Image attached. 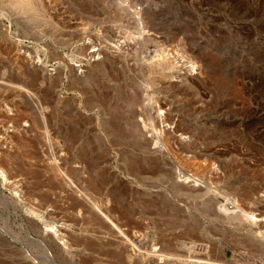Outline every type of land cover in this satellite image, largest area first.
Instances as JSON below:
<instances>
[{"label": "rangeland", "instance_id": "374dc122", "mask_svg": "<svg viewBox=\"0 0 264 264\" xmlns=\"http://www.w3.org/2000/svg\"><path fill=\"white\" fill-rule=\"evenodd\" d=\"M15 1L0 0V135L18 146L7 174L18 188L0 190V264H264L249 231L264 232V0H41L49 20ZM39 113L62 157L86 164H60L69 199L46 193L59 180L27 158L31 133H18ZM115 124L127 128L118 142ZM43 133L32 130L38 144ZM156 145L170 152L163 162ZM174 167L207 189L175 190ZM79 192L99 198L123 235L90 204L81 210ZM222 194L256 221L217 218ZM30 210H47L68 245L41 238Z\"/></svg>", "mask_w": 264, "mask_h": 264}, {"label": "bare ground", "instance_id": "6f19581e", "mask_svg": "<svg viewBox=\"0 0 264 264\" xmlns=\"http://www.w3.org/2000/svg\"><path fill=\"white\" fill-rule=\"evenodd\" d=\"M19 1L22 4H21V6L19 4V6H18L19 8H17L18 11H20V10L22 11L23 10L24 12H29V11H31L33 9H36V11L42 12L43 15H44V17L46 16V18L49 20V17H48V15L46 13V11H48V10H45V8L43 7V5H44L43 3H45V1L44 2L41 1V0H23L22 2H21V0H19ZM15 2L18 3V0L15 1ZM48 3H49V1H48ZM48 3H47V5L45 4L46 7L48 6ZM17 14H18V12H17ZM36 14H37V12H36ZM82 50L83 49L81 48L78 53H80V52L82 53L83 52ZM84 50H86V49H84ZM16 56H18V55H16ZM25 56L23 58H26V60H27V62L29 64L30 63V60L32 58H28L27 56L26 57ZM23 58H22V60H23ZM16 60H17V58H16ZM32 60H35V62L34 63L31 62L33 64L31 67L32 68L33 67L36 68V70L40 69L41 71H43V66H42L41 60L38 57H36V59L33 58ZM25 62L26 61L24 60V64H25ZM29 65H31V64H29ZM189 67L191 68V65ZM192 67H194V66H192ZM22 69H24V68H22ZM71 70L73 71L72 68L70 69V71ZM49 71H51V70H49ZM58 72H60V73H57V72L55 73V75H57V74L58 75H57L56 79H54V80L59 83L62 80L61 78H62L63 74H62V70L61 71H58ZM45 73H47V72H45ZM68 73H70V72L68 71ZM80 73H82L81 70H80ZM47 76H49V75H47ZM47 76H45L44 78L41 77V79L43 80ZM82 76L85 77V75H82ZM50 77H51V75H50ZM80 77H81V75H80ZM51 82H50V84H51ZM48 83L49 82H47V84ZM22 89H24V88L19 86V90H22ZM27 92H28V90H27ZM37 106L38 107H42V105L40 104L39 101H37ZM5 109H6L7 114H10V115L12 114L11 109H9V108H5ZM37 117H38V123L34 122V124H33V122H32L33 126L32 125L30 126V124H29V125H27V127H29L27 129H22V128L21 129L18 128L19 130L17 129L18 130V133H20V131H21L23 134H26V136H28L27 134H30L31 133L30 137H27L25 139V141H24L25 143L23 144V146L26 149V151H28L27 152V158L29 160H32V161H35V162H38V163H43V161H44L45 162V164H44L45 166L43 167V171L42 172L44 174H46V175L48 174L53 179L59 180V182H57V183L60 185V187H59L60 188V192H56L57 190H55V191L52 192V191H47L45 189L44 191L45 192L47 191L46 193L51 194L53 196V198H57L59 200L61 198H59L58 194H61L62 195V198H65V199L68 198L69 199V196H71V194L66 189L73 188L74 187V183L72 182L71 178L68 176L67 172L64 171V169L61 167V165L62 166H68L70 168V170H72V171L74 170L77 173L78 172L83 173L82 171L86 169V167H85L86 164H82L80 162H74V163H72V165H70L71 163L68 162L66 159H64L62 157V155H63V153H62V147L63 146L55 138L51 137L50 132L48 130V125H47L48 123H47V120H46L45 115L43 113H39V115ZM38 125L44 131V133L42 135L43 136V143H41V144H38L37 141L35 139H33L34 136L32 135V130L34 128L40 129V127ZM113 127H116V128H113L114 130L111 131V133H110L109 136H110L111 140H113L114 142H116L120 137H122V135H124L123 131L125 132L127 130V128H125L124 130H122V129H120V126L119 125H116V126H113ZM123 128H124V126H123ZM74 132H75V129L74 128H68V129H66L64 131V136L65 137L66 136H72V134ZM1 135H0V180H1V182H0V190H3V189H5V187H8L11 190L13 189L15 191V189L17 190L18 185H16L17 183L16 184L14 183L15 180L14 181L13 180H10L9 181V178H8L9 176L7 177V174H8V172L11 169H13V166L15 164L11 160V159H13L12 158V155H11V150H13L12 149L13 147L18 148V146H16V144L14 143L15 141L13 142V140H12V137L13 136L9 135L6 132V130ZM160 137H161L160 132H157L154 138H160ZM22 140H23V138H22ZM158 143H159L158 141L155 142V144H158ZM20 145H22V144H20ZM20 148H22V147L20 146ZM150 153H152V154H156V153L159 154L158 155L159 160L162 161V162H163L164 158H166L167 156H170L169 150L166 147H164V145L163 146L156 145V146L152 147ZM86 156H87V159L89 160V161L87 160L86 163L91 162L92 161V153H89V154L87 153ZM91 163H90V165H91ZM87 167H89V166H87ZM148 167L149 168H153L154 165H150L149 164ZM174 169H175V167H174ZM172 174H175V177H172V178H174V180L172 179L173 182L171 181L175 185V188H176V189L174 188L175 190H179V186H181V185L184 186V187L186 186L187 187V190H189V191L190 190H193V189H196V188H200V187H202L204 189H207L205 182L202 181L200 177H197L194 174H189L187 172L180 171L177 168L174 170V172H172ZM37 184L39 186L40 183H37ZM41 186H42V183H41L40 187ZM182 189H183V187H182ZM182 189L180 188V190H182ZM219 197L220 198L222 197L223 203H221V204H219L218 202L215 203L217 205L216 207H217V215H218L216 217L217 218H220V220H222L223 222H227V224L229 222V224L232 223L234 225V222H237V224H239V223H241L243 221H248V220H250L252 222L253 221H256V218H254V216L251 213L246 212L245 210H243L240 207L239 203L237 202V200L235 198L230 197V196H227L226 194L225 195L222 194L221 196H218V198ZM73 199L75 201H80L79 206H80L81 210H82V208L85 207V204L86 203H87V206L90 204V206L93 207L97 213H99V215H98V216H100L99 218H101V217L104 218L105 221L107 222V224H110L111 231L112 232L118 231V234L119 235H123L122 231L113 222L114 220L113 219L111 220V217L108 216V214L106 213V211H103L101 208H99V206L96 205V200L99 199V198L95 199L92 196L90 197V195L87 194V193H85V192H79L78 196H76ZM0 200L1 201H4V197H3V195L1 193H0ZM83 205H84V207H82ZM29 214L37 215V219L40 220V221H42L44 227H43V230L41 229V232H40L41 238H44V240H46V238H48V240L50 241V243H54L58 247H60L59 244H61V246H67L68 245L67 244V241L68 240L66 239V235H68L69 233L67 234V232H65V230H61L60 227H57L55 225H51L49 223V220H51L52 218L50 217V215H48L47 210L46 211H42V210H36V211L30 210ZM43 218H46L48 221L43 222ZM102 221H104V220H102ZM106 222H104V223H106ZM110 226H108V228ZM249 231H250V234L253 235L252 237H254L258 241V244L260 243V245L263 246L264 245V232H260V231L257 232V231H253L252 229H249ZM69 235H71V234H69ZM110 235H112V234H110ZM44 245H45L44 243H42V242L40 243L41 249L42 248L44 249ZM33 263H37V262L33 260ZM192 264H225V263H223V262H221V263H215V262H212V261H209V260L206 259L205 261H200V260L192 261Z\"/></svg>", "mask_w": 264, "mask_h": 264}]
</instances>
